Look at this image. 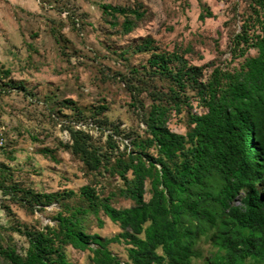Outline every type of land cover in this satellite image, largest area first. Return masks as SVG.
<instances>
[{
    "label": "trees",
    "instance_id": "obj_1",
    "mask_svg": "<svg viewBox=\"0 0 264 264\" xmlns=\"http://www.w3.org/2000/svg\"><path fill=\"white\" fill-rule=\"evenodd\" d=\"M237 5L243 7L234 11L240 26L230 35V64L217 65L210 73L190 63V48L164 50L150 38L114 51L127 63V73L118 77L139 112L143 133L111 122L105 116L108 106L87 113L71 100L56 102V95L46 96L52 107L71 109L74 114H62L65 118L76 119L67 122L70 139L61 146L79 159L85 175L102 177L113 186L106 191L94 182L79 194L40 193L18 185L0 164V186L13 202L31 214L59 207L53 225L14 218L9 227L0 226V264H72L68 248L91 253L90 264H122L110 249L117 243L126 245L128 264H190L196 256L195 223L202 220L218 230L226 250L224 259L207 264L264 256V0H238ZM100 9L104 23L124 36L149 15L141 6L108 3ZM212 17L204 6L200 19ZM78 21L73 22L77 28ZM136 54L148 55L145 63L133 65L129 57ZM25 83L0 65V93L26 91ZM172 114L186 118L184 134L169 128ZM89 120L97 125L100 139L105 137L103 144L83 127ZM117 200L132 205L117 208ZM7 213L14 215L9 207ZM101 214L121 232L111 238L88 233L92 218L103 227ZM6 232L25 239L23 253Z\"/></svg>",
    "mask_w": 264,
    "mask_h": 264
},
{
    "label": "rangeland",
    "instance_id": "obj_2",
    "mask_svg": "<svg viewBox=\"0 0 264 264\" xmlns=\"http://www.w3.org/2000/svg\"><path fill=\"white\" fill-rule=\"evenodd\" d=\"M237 1L0 0V65L11 69L14 78L26 82V91L0 93V128L4 129L6 137V145L0 149V164L9 169L8 173L18 185L40 193L72 190L79 194L83 186H93L94 182H99L97 188L111 190L113 185L102 177L85 175L79 159L61 146L70 139L65 129L69 125L67 122L76 121L64 115L74 113L71 109L52 107L45 100L56 95V102L71 100L75 107L87 113L92 107L108 106L105 116L111 122L120 124L127 132L143 133L145 126L139 112L130 105L129 91L118 77V73H127V63L114 51H122L150 38L164 50L190 48L186 58L210 73L217 65L230 64V35L240 26L234 11L243 7L237 5ZM108 3L141 6L149 15L132 34L119 35L102 19L100 5ZM204 6L210 8L214 17L202 21L200 15ZM75 20H79V28L73 23ZM129 58L133 65H138L145 63L148 55L136 54ZM237 64L238 61L233 65ZM194 104L195 111L201 112ZM185 120L183 115L172 114L168 126L172 131L184 134ZM82 123L76 124L80 127ZM85 123L87 125L83 127L90 129L103 144L105 137L100 139L97 125L92 120ZM45 149L50 150L47 155L42 153ZM149 197L148 193L146 199ZM131 205L132 202L127 200L114 203L117 208ZM8 207L14 215H8ZM58 210L57 205H52L31 214L6 196L0 186L2 227H9L14 218L24 224L53 225L52 217ZM100 217L103 227L100 228L92 218L88 233L111 238L121 232L107 216L101 214ZM200 223H195L196 256L190 264L224 259L226 250L221 249L218 230L206 221ZM235 231L238 232L236 235H248L247 230ZM7 233L12 234L23 253L27 247L25 239L17 233ZM110 249L122 264H128L125 244H112ZM67 254L72 264H90L91 253L88 251L68 248ZM237 264H264V256H249Z\"/></svg>",
    "mask_w": 264,
    "mask_h": 264
},
{
    "label": "built area",
    "instance_id": "obj_3",
    "mask_svg": "<svg viewBox=\"0 0 264 264\" xmlns=\"http://www.w3.org/2000/svg\"><path fill=\"white\" fill-rule=\"evenodd\" d=\"M6 145V137L3 128H0V149L4 148Z\"/></svg>",
    "mask_w": 264,
    "mask_h": 264
}]
</instances>
